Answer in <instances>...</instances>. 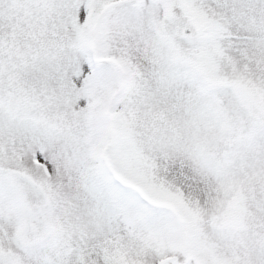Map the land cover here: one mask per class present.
Instances as JSON below:
<instances>
[{
	"label": "snow or ice",
	"instance_id": "1",
	"mask_svg": "<svg viewBox=\"0 0 264 264\" xmlns=\"http://www.w3.org/2000/svg\"><path fill=\"white\" fill-rule=\"evenodd\" d=\"M0 264H264V0H0Z\"/></svg>",
	"mask_w": 264,
	"mask_h": 264
}]
</instances>
